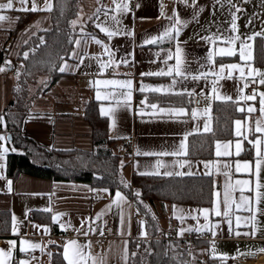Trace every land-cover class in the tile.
I'll list each match as a JSON object with an SVG mask.
<instances>
[{
	"label": "crops",
	"instance_id": "0c3cea01",
	"mask_svg": "<svg viewBox=\"0 0 264 264\" xmlns=\"http://www.w3.org/2000/svg\"><path fill=\"white\" fill-rule=\"evenodd\" d=\"M132 1H134L135 8H132ZM8 0H0V4L7 3ZM35 4L40 9H45L48 3L52 4V10H40L36 12L17 11L21 8L18 0H13V9L0 10V15H8L7 20L0 21V57L3 60L0 67H7L6 71L0 72V115L5 118L6 128L0 126V134H12L7 125L6 113L9 108L14 105L13 87L16 84L19 75L24 70L22 58H24V46L36 35L51 29L53 26L52 11L55 7V0H34ZM33 0H29L27 7L31 8ZM233 4L238 5L243 9L242 12L237 13L239 17L237 20L238 32L232 33L231 15L229 13V5L225 2L223 7L216 4V0H197V5L204 9L200 12L196 20H193V8L185 7L183 0H130V11L122 17V27H125L134 32V35H118L113 37L111 41L108 40L105 33H102L95 24L105 19L103 12L108 11L109 17L112 15H119L110 11L114 8L113 0H74L73 6L76 4V15L72 19L77 23L73 27L84 28L81 33H77L74 37L73 47L69 55L61 61L60 67L65 63L68 65V70L62 73L57 81L44 90L33 101L30 108L26 111L22 131L24 134L32 137L39 145L46 149H78L84 151H92L94 148L93 130L91 124L85 118L84 107L88 101H96L98 103L99 111L101 107H109V101H98L96 99L97 86L90 82L105 79H132L133 92L130 109H121L117 113V124L115 129L110 127L111 119L109 120V136L116 140L117 152L120 154L118 162L119 170L124 179L132 183L134 174L144 172H156L165 176V171H189L185 166L180 168L174 165V161L189 160L193 162L192 171L195 175L205 176L202 173L205 171L204 165L201 161L211 162L209 169L212 172V185L216 184V189L223 193V186L225 176L218 174L217 165L219 164L221 170L224 164L231 165L230 169V183L234 184L237 179H252L255 182L254 176H249L246 173L235 172V162L239 160L241 163L248 161L255 166V149L248 144L247 140L243 142L244 151L240 156H235V142L237 137L235 135V121L237 119L245 120L246 113H241L234 117L232 122V135L218 137L213 143V155L211 157L194 156L189 153L190 137L193 135H204L202 131L204 120H208L212 128H215V119L213 111L214 102H222L213 100V80H216L217 92L221 95H230L233 101H238L239 94L237 89L243 85V81L239 78V72H234L235 79H218L215 76H210L207 81L193 82L191 80L184 81L183 84H178L177 89L187 87L189 90L195 89L197 93L203 92L202 95H197L189 103V98L178 95H162L159 93H140L136 89L139 88L141 82L152 86L164 85L167 86L171 82V77H141L140 73L148 71H157L164 68L165 65L159 62L156 53L160 52L161 57L171 49L174 53L176 40H169L167 38L160 40L156 44H143L145 39L152 37H159L165 26L169 24L166 19L173 15L175 10L181 20H187L188 24L181 27V32L178 37L187 60L191 61V67L195 71L199 65L196 61L205 63V57L209 50L214 46L207 40L201 37L210 36L220 30L223 36L229 37L232 35H239L241 39H246L247 36L254 32H259L264 29V7H261V0H250L249 3H244V0H232ZM191 4V0H189ZM87 5V7H85ZM163 5V8L161 7ZM100 8V21L96 20V9ZM231 11H235L232 8ZM163 13V15H162ZM91 17V19H89ZM249 18L251 23L249 24ZM87 24L90 25V30L86 29ZM107 27H112L110 21ZM92 37H96L104 44L115 51V59L119 60L127 53L134 52V62L129 66H120L118 69L109 71L107 69L100 74L97 60L94 57H100L107 60V55L104 54V49L100 44L94 42ZM79 40L80 44L77 46L75 41ZM186 42V43H185ZM252 44L253 59L250 62L253 67L264 71V38L256 37L253 41H248ZM143 45V46H141ZM221 42H217L215 46L229 47ZM239 48V41L236 44ZM28 52L29 49H26ZM75 53V55H73ZM84 59V63L77 69L80 59ZM11 61L10 65H5V61ZM157 61L153 63L152 61ZM216 68L219 70V64L222 62L225 65L230 63H239L243 66V61L239 56L233 57H216ZM14 62L18 64L15 68ZM174 64L169 61V65ZM59 67V68H60ZM58 68V69H59ZM16 69L20 72L16 73ZM202 70H208L206 67ZM60 72V71H59ZM247 72V69H246ZM61 74V72H60ZM227 76V71L224 73ZM259 78H257L258 80ZM112 86L99 85L98 88L101 95H105ZM256 89L258 92H264V85L251 84L244 90V94H251L252 90ZM118 91H124L118 89ZM148 97L149 103H159L162 107L179 108L184 107L187 111L192 109L198 110V117L192 120L189 116L181 117L182 120H187V123H176L159 119L152 115V110L145 109V115L141 117L138 113L143 107L141 100ZM207 96V99L205 98ZM140 98L139 101L136 99ZM13 102V103H12ZM248 104H253L257 109L251 114L247 123L254 127V122L261 117L259 111V97L256 101H249ZM114 104V102H113ZM211 105L209 113H205L204 109ZM238 106H244L243 102H239ZM101 114V113H100ZM175 119V118H173ZM197 125L200 126L201 131L194 132L188 137L185 142L187 145L188 155L182 157L173 156H145L138 155L137 152H161L171 151L180 143L183 138V133L193 131ZM256 135H259L257 133ZM248 139H254L249 134ZM124 140H129L133 145V154L126 155L121 149V143ZM221 144L232 142L231 157H216V142ZM13 147L12 136L11 143L8 145ZM15 147V146H14ZM19 152L21 149L15 147ZM223 151V148H221ZM11 153V152H10ZM9 153V154H10ZM6 157V167L3 169L5 179H0V248L7 249L6 241L17 240V248L13 250L14 260L12 264H16L19 259H31L32 264H51L54 253L58 247L62 248L61 257L63 253V245L70 240H76L80 244H90V248H86L85 252L90 254V257L96 259L97 264H125V241H127V264H130L131 249L130 243L132 239H144L149 237L147 222L143 213H137V207L134 204V198L122 189L112 190L107 186L93 185L90 182L79 180H51L32 176L26 173L19 174L16 178L8 174V156ZM122 165V166H121ZM176 176V175H172ZM187 176V175H185ZM178 177V176H176ZM7 180L12 181V191H8ZM261 183H264V173L261 174ZM108 189V192L100 191L101 189ZM119 190L126 200L120 202L117 206L113 204L116 191ZM264 191V189H261ZM213 193V187H212ZM234 195L238 198L239 191ZM245 195L253 197L254 193L245 191ZM214 196L212 195L210 202L196 204L189 202H162L157 201L150 209L157 219L159 232H166L174 237H184L189 235L201 236L203 245L199 250L202 258L208 257L218 260L220 264H251L257 259H262L264 252L259 251L264 249V215L258 214L259 223L256 225L255 235L239 237L230 235L228 232V225L223 222L221 218L210 216V220L220 222V228L216 229L217 235L213 237L211 232L197 233L185 232L183 236H178L180 228H187L189 226L197 227V221L188 216L190 210L212 208ZM112 205L110 209L107 206ZM173 205L177 210L183 209V215L186 217L183 223L173 215ZM167 206V207H165ZM264 208V203L260 205ZM50 208L51 212H45L43 209ZM123 212L124 224L121 226L120 213ZM27 213V215H26ZM63 213L59 216L57 222H53V214ZM104 213L100 219H97V214ZM8 215V218L6 215ZM181 213L177 211L176 215ZM242 216H247L249 213H238ZM15 216L21 222L19 227V235L12 233V216ZM192 215L197 213L192 212ZM7 220V221H5ZM86 221L84 231L88 230V225L95 231H90L87 236H84L76 229L81 228V221ZM141 221L144 222L143 226ZM70 222L71 227L62 229L60 224L67 225ZM202 215L199 218V224H203ZM40 225L41 228H33L32 225ZM110 226V232L106 235V242L102 244L101 238L105 235L104 229ZM235 227V223L233 222ZM48 227L49 232L45 234L43 228ZM103 230V235H100V230ZM240 232L253 231L252 226H244L243 223L239 229ZM146 231L147 237L141 236V232ZM130 233V234H129ZM73 234V235H71ZM77 236L82 237L81 240ZM21 238L27 239L31 242L37 243L41 248H37L27 253V255L19 252V240ZM215 242V254L211 251V243ZM54 242V243H50ZM253 253V255H240V253ZM51 253V255H49ZM35 257V259H32ZM226 257V258H225ZM246 260V261H244ZM62 264L66 261L62 260ZM87 264H93L91 258L88 259ZM202 264V263H199Z\"/></svg>",
	"mask_w": 264,
	"mask_h": 264
},
{
	"label": "snow or ice",
	"instance_id": "6c2138e0",
	"mask_svg": "<svg viewBox=\"0 0 264 264\" xmlns=\"http://www.w3.org/2000/svg\"><path fill=\"white\" fill-rule=\"evenodd\" d=\"M19 4L21 5V8L16 9L17 11H31L36 12L40 10H46L51 11L52 10V4L48 3L45 9H40L34 2L32 3L31 8L27 7V4L29 0H18ZM227 3L229 7V13L231 15V27L230 31L232 33L238 32V26H237V20L238 16L237 13H240L243 11L242 8H240L238 5L233 4L232 0H216V4H219L221 7H223L224 3ZM250 0H244V3H249ZM114 8L110 11L115 12L119 15H112L109 17V12L104 11L103 15L105 19L103 21H100V12L101 9H96V20L100 21L95 24V27L99 28L102 33H105L108 40L111 41L113 37H116L118 35H127L132 36L134 35V32L132 30H129L125 27H122V17L124 14L128 13L130 11V0H113ZM183 3L185 7H191L193 8L192 18L193 20L197 19V16L200 12H203L204 9L202 7H199L197 5V0H191V4H189V0H183ZM163 8V5H161ZM261 7H264V0H261ZM232 8H235V11H231ZM13 9V0H8L7 3L0 4V10H11ZM163 15V13H162ZM9 19L5 15H0V21H4ZM91 19V17L89 18ZM166 19L169 21V24L165 26L163 33L159 37H152L150 39H145L143 41V44H156L160 40H163L165 38L169 40H176V46L175 51L169 49L167 53L163 57H161V53L157 52L156 56L159 60V62L163 63L165 65L164 68H160L157 71H148V72H142L140 73V76L143 77H171V82L167 86L159 85V86H152L149 84H144L141 82L140 86L137 91L140 93H159L162 95H178V96H186L189 98V103L192 102L193 98L197 95L204 94L203 92L197 93L195 89L189 90L187 87H182L180 89H177L178 84H183L184 81L191 80L193 82H200V81H207L210 76H215L218 79H235L233 73L239 72V78L243 81V85L237 89V92L239 94L238 101H233V97L230 95H221L217 92V84L216 80H213V100H219L222 102H233L239 104V102H243L244 106H238L237 111L241 113H246L245 120L237 119L235 121V135L237 137V140L235 142V156H240L241 152L244 151L243 148V142L247 140L248 144L251 145L253 149H255V166L253 168L252 163L248 161H244L241 163L239 160L235 162V172L236 173H246L249 176L255 177V182L253 183L252 179H237L234 184L230 183V169L231 165L224 164L222 166L223 170H221L220 165H217V171L218 174H222L225 176V182L223 186V193H221L216 189V184L213 182V193L214 201H213V207L212 208H203V209H194L190 210L188 213V216L197 221V227L189 226L187 228H180L178 230L177 235L183 236L185 232H197V233H204L206 231L211 232L213 237L217 235L216 229L220 228V222L213 223L210 220V216L214 215L215 217H219L222 219L223 222H226L228 225V232L230 235H235L237 237L244 235H255L256 232V225L259 223L258 221V214L264 215V208L260 207L262 203H264V191H261V189H264V183H261V174L264 173V92H258L256 89H253L251 94H244V90L248 88L251 84L258 83L259 85H264V71H261L260 69H257L252 66L250 63L253 59L252 56V44L248 43V41L255 40L256 37H262L264 38V29H262L259 32H254L252 35H249L246 37V39H241L239 35H232L229 37H224L222 33H220V30L217 29V32L210 35L201 37L202 39L207 40L209 43H211L214 47L208 51L207 56L205 57V63H201L199 61H196V63L199 65V67L194 71L191 67V61L187 60V58L184 55V49L178 40V37L181 32V27L186 26L188 24L187 20H181L176 11H173L172 16L166 17ZM112 22V27H107L109 22ZM251 18H249V24L251 23ZM74 25L77 23L76 21L72 22ZM83 31V29H81ZM95 43L100 44L104 49V54L107 55L108 59L103 60L100 57H94L93 59L97 60L100 74H102L104 71H106L109 68H115L118 69L120 66H129L131 63L134 62V52L127 53L124 57H121L119 60L115 59V51H113L108 44H104L101 40L97 39L96 37H92ZM221 42L225 45H231L229 47H219L218 49L215 47L217 45V42ZM239 41V48L236 47L237 42ZM77 46H79L80 41H75ZM186 43V42H185ZM143 46V45H141ZM75 55V53H73ZM239 56L240 60L243 61V66L239 63H230V64H219V70L214 71L216 68V57L224 58V57H233V56ZM25 59L28 57V53H24ZM174 64L169 65V61H173ZM153 63H156L157 61H152ZM84 63V59L81 58L79 64L76 66L77 69ZM11 61L6 60L5 65H10ZM208 68V70H202L205 68ZM247 69V72H246ZM68 70V65L65 63L64 66L59 68V71L61 73H64ZM6 71L5 67H0V72ZM225 71H227V76L224 75ZM257 78H259L257 80ZM97 86L96 91V99L98 101H109L110 105L109 107H101L100 113L102 116L109 117L111 119V125L110 127L112 129H115L117 124V113L119 110L124 109H130L131 107V100H132V92H133V80L132 79H124V80H116V79H105V80H96L94 82H90ZM106 85V86H112L110 90L106 92L105 95H101V92L98 88L99 85ZM124 90V91H118ZM19 90V89H17ZM257 97H259V111L261 113V117L258 118L254 122V127L250 126L247 123L248 118L251 117V114L257 111L255 106L253 104H248L249 101H256ZM207 99V96H205ZM114 102V104H113ZM141 105L143 106L139 110V115L143 117L145 115V109H151L152 115L157 116L159 119L164 120L165 117L168 118V121L176 122V123H187V120L180 119L181 117L189 116L192 120H196L198 117V110L192 109L189 113L184 107L179 108H173V107H162L159 103H149L148 97L145 96L143 100H141ZM211 110V105H209L207 108L204 109L205 113H209ZM175 118V119H173ZM0 126H4L5 128V118L3 115H0ZM201 131V128L199 125H197L196 129L193 131H187L183 133V138L180 141L178 145H176L173 150L171 151H161V152H143L140 153L137 152L138 155L142 154L145 156H173V157H182L188 155L187 145L186 141L188 140V137L193 135L194 132ZM202 131L204 133H210L212 132V128L210 126V123L208 120H204ZM259 133V135H256ZM251 134L254 139H248V135ZM11 143V137L7 134H0V179H5L3 175V169L6 167V157L7 155L11 153H16L18 150L13 146L9 147L8 145ZM216 151L215 155L216 157H231L233 155V152L230 150L232 147V142L229 141L227 143L221 144L219 141L216 142ZM221 148H223V151H221ZM51 150V149H49ZM204 165L205 171L202 173L205 176H211L212 172L209 169V164L211 162H205L201 161ZM174 165H178L180 168H184L187 166L189 168V171H165L163 175L165 176H192L196 173L193 172L191 169L193 167V162L189 160H179L177 159L174 161ZM122 166V165H121ZM141 175H160L158 171L156 172H144L140 173ZM121 183L124 184V187H130L126 182L123 180ZM8 185V191L11 192L12 188V181L7 180ZM100 191L108 192V189H101ZM236 191H239V197L237 198L234 193ZM245 191L254 193V199L253 197L245 195ZM135 197L138 198L141 196V193L139 191H136L133 193ZM126 197L117 190L115 193V198L113 199V204H116L117 206L120 205V202L125 201ZM139 203H142V201H139ZM112 205L107 206L108 209L111 208ZM167 207V206H165ZM45 212H51L50 208L43 209ZM177 211H179L181 214L176 215ZM192 212L197 213V215H192ZM241 212H247L249 215L242 216L238 213ZM137 213L139 214V208H137ZM184 210L179 209L177 210L176 206L173 205V215L175 218L179 219L181 223L184 222L186 217L183 215ZM104 213L97 214V219H100V217ZM27 215V213H26ZM63 213H57L53 214L52 220L53 222H57L59 216H63ZM120 223L121 226L124 224V215L123 212L120 214ZM202 215L203 220L205 223L202 225L199 224V218ZM153 219L155 217L153 216ZM233 222L235 223V227L233 226ZM143 226L144 222H140ZM244 226H252L253 231L251 233L249 232H240L237 229L241 227V225ZM21 222L17 220V218L13 215L12 216V233L14 235H19V227ZM86 224V221H81V228L76 229L77 231H80L84 236H87L90 231H95L91 225H88V230L84 231V226ZM33 228H41L40 225L33 224ZM60 227L62 229H65L66 227H71L70 222L65 224H60ZM48 227L43 228V232L47 234L49 232ZM130 234V233H129ZM100 235H103V230H100ZM148 233L146 231L141 232V236L147 237ZM8 248H0V264H12V261L15 259L13 255V250L17 248V240H9L6 241ZM54 243V242H50ZM63 260L66 261V264H87V261L89 258L93 260V264H97L96 259L94 257H90V254L85 252L86 248H90V244H80L76 240H70L67 241L63 246ZM169 247H172L171 245ZM37 248H41V246L37 243L31 242L27 239L21 238L19 240V252L27 255L28 252L35 250ZM43 251V249L41 248ZM149 251L146 249V252ZM211 251L213 255L215 254L216 248H215V242L213 241L211 243ZM259 251L264 252V249H260ZM150 254V252H149ZM191 255V253H189ZM51 255V253H49ZM240 255H253V253H240ZM132 256H136V253L133 252ZM226 258V257H225ZM32 259H35L33 257ZM125 264H127L128 255H127V241H125V255H124ZM16 264H32L31 259H19L16 260ZM102 264V262H101ZM181 264H188L186 261H182Z\"/></svg>",
	"mask_w": 264,
	"mask_h": 264
},
{
	"label": "trees",
	"instance_id": "16d2710c",
	"mask_svg": "<svg viewBox=\"0 0 264 264\" xmlns=\"http://www.w3.org/2000/svg\"><path fill=\"white\" fill-rule=\"evenodd\" d=\"M73 2L74 0H55L52 28L34 36L24 46V50L30 51L27 59L22 58L24 70L12 91L14 105L6 113L7 125L12 132V143L21 149L8 156L9 176L16 178L19 174L26 173L51 180L86 181L93 185L107 186L112 190L122 189L132 195L134 204L145 216L149 237L131 240L130 264H181L182 261L188 264H220L214 258H202L199 253V247L203 245L201 236L178 238L166 232L160 234L157 219L150 209L157 201L196 204L210 202L211 177L134 174L132 183L127 182L119 170L120 154L116 150V140L109 136V120L100 114L98 103L94 100L88 101L84 107L85 118L93 130L92 151L49 150L23 133L22 125L26 111L41 92L57 81L60 76L58 65L69 55L73 47L77 34L72 26V19L76 15ZM42 34L45 35L44 40L41 39ZM2 60L1 56L0 63ZM40 74H44L48 82L41 83L42 86L48 84L44 89L35 86ZM236 109L237 105L233 102H214L215 128L208 134L190 137V155L211 157L214 140L232 135V122L239 114ZM122 180L130 187H124ZM136 191L141 193L139 200L133 195ZM5 215L8 218V215ZM170 245L172 247H169ZM146 249L149 251L146 252ZM61 252L62 248L58 247L51 264L63 263ZM133 252L136 256H132Z\"/></svg>",
	"mask_w": 264,
	"mask_h": 264
},
{
	"label": "built area",
	"instance_id": "2783aa9c",
	"mask_svg": "<svg viewBox=\"0 0 264 264\" xmlns=\"http://www.w3.org/2000/svg\"><path fill=\"white\" fill-rule=\"evenodd\" d=\"M161 1H163V0H161ZM132 8L134 9L135 8V5H134V1H132ZM15 68H18V64H16V62H14V65H13ZM114 70V68H110L109 69V71H113ZM137 101H139L140 100V98H137L136 99ZM121 149H122V151H123V153L124 154H126V155H132L133 154V145H132V142L131 141H129V140H124L122 143H121ZM110 226H106L105 227V229H104V233H105V235L101 238V240H100V242L102 243V244H104L105 242H106V235L110 232ZM71 235H73V234H71ZM194 235H189L188 236V238H191V237H193ZM77 238L79 239V240H81L82 239V237H80V236H77Z\"/></svg>",
	"mask_w": 264,
	"mask_h": 264
},
{
	"label": "rangeland",
	"instance_id": "374dc122",
	"mask_svg": "<svg viewBox=\"0 0 264 264\" xmlns=\"http://www.w3.org/2000/svg\"><path fill=\"white\" fill-rule=\"evenodd\" d=\"M75 7H76V4H75ZM85 7H87V5H85ZM5 16H7L8 17V15H5ZM82 29H84V28H82ZM86 29H88V30H90V25L89 24H87V27H86ZM74 30H75V32L76 33H81L82 31H81V29H80V27H78V26H76V27H74ZM41 39H45V35L44 34H42L41 35ZM29 53L27 50H25V52L24 53ZM23 53V54H24ZM24 56V55H23ZM61 63V62H60ZM23 64V63H22ZM24 66V65H23ZM60 67V64L58 65V68ZM7 68V67H6ZM58 71H59V69H58ZM18 72H20L18 69H16V73H18ZM60 73V72H59ZM60 75H62V73L60 74ZM55 77H56V75H55ZM60 77V76H59ZM48 78V77H47ZM50 80V79H49ZM44 82H47V79H46V76L44 75V74H40L39 75V77H37V84L35 85V86H40L42 89H44L47 85H45V86H42L43 84H41V83H44ZM48 83V82H47ZM34 92V90L32 91V93ZM42 93V92H41ZM40 95V94H39ZM38 95V96H39ZM37 96V97H38ZM82 156V155H81ZM80 156V157H81ZM94 163H96V161H94Z\"/></svg>",
	"mask_w": 264,
	"mask_h": 264
},
{
	"label": "bare ground",
	"instance_id": "6f19581e",
	"mask_svg": "<svg viewBox=\"0 0 264 264\" xmlns=\"http://www.w3.org/2000/svg\"><path fill=\"white\" fill-rule=\"evenodd\" d=\"M244 261H246V260H244ZM251 264H264V256H263V258L262 259H257V260H255V261H253V262H250ZM247 264V263H246Z\"/></svg>",
	"mask_w": 264,
	"mask_h": 264
},
{
	"label": "water",
	"instance_id": "95a60500",
	"mask_svg": "<svg viewBox=\"0 0 264 264\" xmlns=\"http://www.w3.org/2000/svg\"><path fill=\"white\" fill-rule=\"evenodd\" d=\"M13 103V102H12ZM9 136L11 137L12 136V134H9Z\"/></svg>",
	"mask_w": 264,
	"mask_h": 264
}]
</instances>
